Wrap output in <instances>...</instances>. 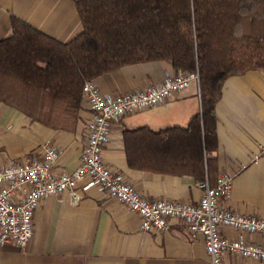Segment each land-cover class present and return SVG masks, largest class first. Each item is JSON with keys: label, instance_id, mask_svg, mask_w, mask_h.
Here are the masks:
<instances>
[{"label": "crops", "instance_id": "1", "mask_svg": "<svg viewBox=\"0 0 264 264\" xmlns=\"http://www.w3.org/2000/svg\"><path fill=\"white\" fill-rule=\"evenodd\" d=\"M15 17L31 27L68 42L82 28L73 0H0V40L12 34ZM175 69L166 61L123 67L95 79L105 94L122 95L173 77ZM200 89L196 82L176 92L164 104L151 109L152 119L139 125L135 117L114 124L103 157L106 165L128 180L150 200H172L198 204L203 192L191 177H179L132 170L128 166L124 131L148 126L159 131L186 127L200 112ZM149 111V110H146ZM219 175L233 177L226 208L240 214L264 218V72H249L229 78L216 106ZM84 122L75 133L54 130L33 121L20 111L0 103V167L40 156L45 146L62 148L55 171H72L80 162L86 141ZM35 234L25 249L0 246V264H210L203 236L192 237L178 222L168 231L143 232L141 218L117 200L100 196L95 190L72 204L68 193L42 200L35 211ZM221 234L236 239L240 233L222 228ZM264 245L261 235H245ZM225 264H264L234 255Z\"/></svg>", "mask_w": 264, "mask_h": 264}, {"label": "trees", "instance_id": "2", "mask_svg": "<svg viewBox=\"0 0 264 264\" xmlns=\"http://www.w3.org/2000/svg\"><path fill=\"white\" fill-rule=\"evenodd\" d=\"M81 31L68 42L12 17L0 40V103L45 127L75 133L83 86L126 66L166 61L199 73L200 112L186 127L127 129L132 170L219 176L216 106L225 82L264 72V0H73Z\"/></svg>", "mask_w": 264, "mask_h": 264}, {"label": "built area", "instance_id": "3", "mask_svg": "<svg viewBox=\"0 0 264 264\" xmlns=\"http://www.w3.org/2000/svg\"><path fill=\"white\" fill-rule=\"evenodd\" d=\"M199 85V73L179 72L158 84L144 81L141 87L126 94L103 93L94 80L83 86V109L90 114L87 136L79 165L72 171L56 172L63 151L58 146H45L40 156L11 162L0 167V246L13 244L25 249L35 234V211L42 200L68 193L72 204L95 190L123 204L141 218L143 232L168 231L174 222L185 226L192 237L203 236L210 264H225V255L264 262V245L250 242L245 235L264 238V218L243 215L223 204L232 194L233 177L218 176L215 185L198 182L203 195L198 204L172 200H150L123 173L111 170L103 152L111 139L114 124L128 114L156 108L174 93ZM261 154L264 155V146ZM222 228L236 230V239L221 234Z\"/></svg>", "mask_w": 264, "mask_h": 264}, {"label": "rangeland", "instance_id": "4", "mask_svg": "<svg viewBox=\"0 0 264 264\" xmlns=\"http://www.w3.org/2000/svg\"><path fill=\"white\" fill-rule=\"evenodd\" d=\"M82 108H83V105H82ZM127 117H135V118H137L139 120V123H140L139 125H142L143 123H145L144 121L152 119V111L150 109L149 111H143V112H140V113L128 114Z\"/></svg>", "mask_w": 264, "mask_h": 264}]
</instances>
